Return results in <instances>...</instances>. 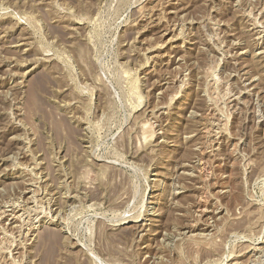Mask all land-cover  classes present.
Instances as JSON below:
<instances>
[{
    "label": "rangeland",
    "instance_id": "1",
    "mask_svg": "<svg viewBox=\"0 0 264 264\" xmlns=\"http://www.w3.org/2000/svg\"><path fill=\"white\" fill-rule=\"evenodd\" d=\"M0 264H264V0H0Z\"/></svg>",
    "mask_w": 264,
    "mask_h": 264
},
{
    "label": "bare ground",
    "instance_id": "2",
    "mask_svg": "<svg viewBox=\"0 0 264 264\" xmlns=\"http://www.w3.org/2000/svg\"><path fill=\"white\" fill-rule=\"evenodd\" d=\"M157 10H158V9H156V11H157ZM149 11H150V10H149ZM151 12H153V11H151ZM175 12H176V11H174V13H175ZM169 13H170V12H169ZM144 14H145V13H144ZM150 14H152V13H150ZM163 14H164V13H163ZM154 15H155V14H154ZM149 16H150V15H149ZM149 16H148V17H149ZM152 16H153V15H152ZM156 16L160 19V20H159V19L156 18V19L159 20V21H162V19H163V20L165 19V20L167 21V19H166L167 17L164 16V17H165V18H164V17L160 14V12H159V14L156 15ZM144 17H145V16H144ZM165 20H164V21H165ZM167 22H168V21H167ZM159 23H160V22H159ZM171 25H172V24H171ZM173 26H174V24H173ZM173 26H172V27H173ZM172 27H171V28H172ZM168 28H170V26H169ZM174 29H175V27H174ZM167 30H168V29H166V31H167ZM169 31H171V30L169 29ZM171 32H172V31H171ZM167 33H168V32H167ZM237 55H238V54H237ZM214 79H215V78H214ZM194 113H195V112H194ZM188 174H189V173H188ZM256 214H257V213H256ZM17 215H18V214H17ZM17 215L14 216V217H17ZM12 216H13V215H12ZM17 218H18V217H17ZM125 223H126V222H125ZM191 227H192V226H191ZM191 229H192V228H191Z\"/></svg>",
    "mask_w": 264,
    "mask_h": 264
}]
</instances>
